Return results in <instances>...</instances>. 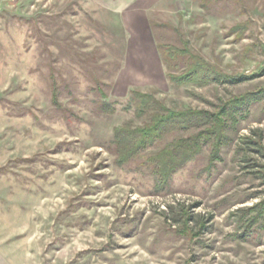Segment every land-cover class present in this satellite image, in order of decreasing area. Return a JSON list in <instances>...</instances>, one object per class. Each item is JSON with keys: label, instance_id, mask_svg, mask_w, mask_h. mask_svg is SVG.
<instances>
[{"label": "rangeland", "instance_id": "1", "mask_svg": "<svg viewBox=\"0 0 264 264\" xmlns=\"http://www.w3.org/2000/svg\"><path fill=\"white\" fill-rule=\"evenodd\" d=\"M191 64L212 77L171 82ZM134 92L173 113L257 100L216 149L174 129L122 159L115 131L150 124ZM192 138L163 184L155 160ZM261 204L264 0H0V264H264V219L237 218Z\"/></svg>", "mask_w": 264, "mask_h": 264}, {"label": "trees", "instance_id": "2", "mask_svg": "<svg viewBox=\"0 0 264 264\" xmlns=\"http://www.w3.org/2000/svg\"><path fill=\"white\" fill-rule=\"evenodd\" d=\"M175 55L191 57L187 49L177 50V53H173L171 56L174 57ZM190 70L191 71L187 72L186 75L180 77L169 74V79L171 82L177 83V85L180 86L191 82H201L205 80V78L212 77L211 68H207L205 64H191ZM215 80H218L217 77ZM262 95L263 93L260 92L252 96L259 97ZM256 100L257 99L249 96L246 98L234 99L224 104L221 108L219 107L217 113L194 110L173 113L165 108L161 102L156 100L154 96L134 92L131 95V101L136 103L137 113L139 112L141 115L145 116L150 114V116H148L150 118V124L139 130L131 131L125 128L116 130L114 144L118 146L122 159H127L128 157L130 158L131 155H135L139 149H144L148 144H151L157 137L162 136L164 133L167 134L171 130H191L194 128L207 127V129L202 132V135L207 138L209 137L208 140L211 139V143L216 149L224 140L223 128H225V121L222 118L223 115L234 117L238 108L243 107V109H245ZM112 111L113 110H110V112ZM202 145L203 143L199 138L198 140L197 138H192L175 143L159 154V157L155 160L157 169L156 174L160 175L159 177H161L162 183L166 184L171 175L178 169L187 165L191 159L199 154ZM254 145L260 147L259 144L255 143ZM237 218L241 226H246L248 229L253 227L264 219V204L238 212Z\"/></svg>", "mask_w": 264, "mask_h": 264}]
</instances>
